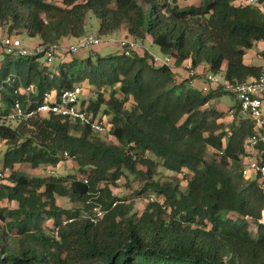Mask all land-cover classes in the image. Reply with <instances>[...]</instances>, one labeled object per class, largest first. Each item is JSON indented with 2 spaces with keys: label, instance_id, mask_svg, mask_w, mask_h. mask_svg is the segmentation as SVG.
Wrapping results in <instances>:
<instances>
[{
  "label": "trees",
  "instance_id": "16d2710c",
  "mask_svg": "<svg viewBox=\"0 0 264 264\" xmlns=\"http://www.w3.org/2000/svg\"><path fill=\"white\" fill-rule=\"evenodd\" d=\"M89 11L99 19V35L124 27L122 38L144 43L150 37L173 64L155 62L148 50L65 54L54 67L41 62L42 55L13 59L6 53L0 143L1 173H10L0 181V264H264V185L243 175L244 157L251 156L245 141L256 124L239 102L211 104L227 90L204 92L176 73L190 61L215 74L226 64L224 78L232 83L257 78L264 66L244 56L264 42V0H0V29L25 31L41 44L76 41L90 35ZM10 75L15 81L7 82ZM78 84L85 95L93 93L85 98L93 115L109 118L105 140L90 125L56 113L6 117L17 98L30 111L46 92ZM21 85L33 87L31 103ZM65 152L77 173L16 168L55 169ZM255 157L264 160V139ZM157 166L183 174L186 187L156 181ZM129 174L146 182L134 199L112 189ZM144 195L147 204L138 211L134 200ZM60 198L74 206L61 205ZM98 207L106 212L93 221Z\"/></svg>",
  "mask_w": 264,
  "mask_h": 264
},
{
  "label": "built area",
  "instance_id": "2783aa9c",
  "mask_svg": "<svg viewBox=\"0 0 264 264\" xmlns=\"http://www.w3.org/2000/svg\"><path fill=\"white\" fill-rule=\"evenodd\" d=\"M170 1V0H169ZM101 44V39L95 35H87L79 38L71 44L63 43H49L41 44L37 43L32 49L24 46L23 41L18 36L9 35L8 33L0 29V47L15 57H29L33 55H44L48 64H54L59 62L65 54H75L80 51H87L93 47ZM144 46L141 41L136 39L122 38L119 41V48L121 53L130 56L133 51ZM154 61L163 64H173V58L165 55L164 58H159L155 55ZM188 77L190 78V84L198 86L199 77H205V81L201 83V89L204 92H209L210 89L216 87H222L228 92L238 97L240 104V110L250 116L256 124V132L249 136L245 141V148L251 150V156H245L244 160L246 166L243 169V175L245 177H251L259 180L264 185V160H260L255 157L257 152V145L264 139V68L257 78L251 79L247 82L232 83L223 77L222 79L213 72L200 73L197 69L187 66ZM15 81L14 75H10L7 78V82ZM209 85V87H208ZM20 90L26 92L29 95V102L31 103V97L33 94V87L21 85ZM15 92H18L17 90ZM85 88L82 84H78L75 87L64 90L61 93H57L56 90L48 91L43 95V98L39 100L36 109L25 110L23 109L22 102L17 98L14 101L13 107L10 113L6 116L7 119H23L29 117L35 113L40 115H46L49 113H56L65 117L73 118L83 124H88L92 129L98 132H104L108 129V121L105 120V116H94L89 109V103L85 101L83 97ZM29 103V104H30ZM234 111H231V116ZM66 156L68 152H65ZM2 173L0 172V177ZM154 198L151 197V200ZM116 203H114L115 205ZM95 216L93 221H97L98 218L105 214L103 208L95 209ZM72 219H69L71 221Z\"/></svg>",
  "mask_w": 264,
  "mask_h": 264
},
{
  "label": "rangeland",
  "instance_id": "374dc122",
  "mask_svg": "<svg viewBox=\"0 0 264 264\" xmlns=\"http://www.w3.org/2000/svg\"><path fill=\"white\" fill-rule=\"evenodd\" d=\"M187 0H181V5H185ZM143 7L147 14L149 13V8L148 5L143 2ZM87 30L88 33L95 35L101 39V44L87 50L85 52L86 55L92 54H99L102 57L109 56V55H118L121 52V49L119 48V42L118 40L121 39V29L113 33L112 35L109 36H102L99 35V19L96 16L94 11H89L88 13V20H87ZM14 37L18 36V34L13 33ZM22 41L24 46L27 48L32 49L34 45L37 44V41L35 37H30L25 31L20 33L18 36ZM115 43L116 46L113 48L110 43ZM143 45L146 47V49H149V51L159 57V58H164L165 54L161 51L160 47L154 43H152V40L147 37L143 40ZM13 59H17L14 55H10ZM6 58V52L3 50L2 47H0V71L4 69V60ZM41 62L46 61V57L42 55L40 57ZM57 63V62H56ZM52 64V66H56L55 64ZM226 65V64H225ZM211 72V71H208ZM200 73H207L206 70H202ZM218 76L222 79L224 77V70L221 69L218 72ZM200 81L204 82L205 77L202 76ZM82 83V82H81ZM201 85V83L199 84ZM209 87V85H208ZM87 95H83L84 98H90L93 96L92 92L86 91ZM96 96V95H95ZM94 96V97H95ZM238 102V97L232 93H223L222 95L216 96L211 100V104L217 106L218 108H230L233 107L237 104ZM2 109V107L0 108ZM12 109V108H11ZM105 120H109L108 117H105ZM13 125H16L17 123L14 121L12 123ZM103 133V132H102ZM101 132L99 134H96V136L102 140H105L106 136L102 135ZM3 146H2V145ZM2 149H5V144L3 142L0 143V172L2 171V166H1V161L3 159L4 153H2ZM213 156V150L212 148H208L207 154H206V159L210 160ZM77 163L76 161L70 157L67 156V159L64 160V162L60 163L58 166H55V169H52L51 165L46 166V165H41L39 168H32L29 164H19L17 163L16 168H20L22 171L28 173V174H42L45 172V174H54L56 176H64L69 173H77ZM143 169H145L144 166H141ZM10 173V170H6L2 172V176L0 177V181L4 179L5 176H8ZM156 181H159L161 184H164L166 182H171V183H180L179 187L181 189H184L187 184V180L185 179V176L181 173H176L173 171H169L165 169L162 166H157L156 167V174L153 177ZM145 180L139 179L138 177H134V175L129 174L128 176L123 175L117 182L116 184L112 185L113 192L117 195H120L121 197L129 198V199H134L136 197L137 191H140L143 185L145 184ZM152 191H149L151 193ZM153 193V192H152ZM146 195H144L142 198H136L134 202L135 208L138 211H142L144 207L147 204V197L145 198ZM59 202L61 205H64L66 207H73L74 205L67 199V198H60ZM261 221L264 222V210L262 213V218ZM254 227V226H253Z\"/></svg>",
  "mask_w": 264,
  "mask_h": 264
},
{
  "label": "crops",
  "instance_id": "0c3cea01",
  "mask_svg": "<svg viewBox=\"0 0 264 264\" xmlns=\"http://www.w3.org/2000/svg\"><path fill=\"white\" fill-rule=\"evenodd\" d=\"M196 1L197 0H187L186 3H192V2H196ZM121 31H122L121 36L122 37L126 36V34H127L126 28H124V27L121 28ZM122 37H121V39H122ZM35 39H36L37 43H39V41H40L39 38L38 37H35ZM129 39H133V38H129ZM74 41H75V38H64L61 42L63 44H71ZM110 45L113 48L116 46V44L115 43H112V42L110 43ZM136 50H138V52L140 54H142L143 52H145V50H148L149 51V49H146V47H144V46H142V47H140V48H138ZM263 51H264V42H259L254 48L248 50V52L245 54V56H244L245 62L248 63V64H252V65H261V66H264V56H262V54H261V52H263ZM85 52L86 51H80L78 53H75L74 56H76V57H85V56H87L85 54ZM58 63L59 62H57L55 65H57ZM189 65H190V61H186L182 65L177 66V69H176L177 76L180 77V78L187 77V75H188V73H187V66H189ZM225 68H226V65H224L222 67L223 70H225ZM197 70L199 72H202V70H204V71L206 70V72L209 71L208 66H204V65L199 66L197 68ZM200 83H202V82L199 80L198 81V85ZM52 223H53L52 220H50L48 222V224H52Z\"/></svg>",
  "mask_w": 264,
  "mask_h": 264
}]
</instances>
